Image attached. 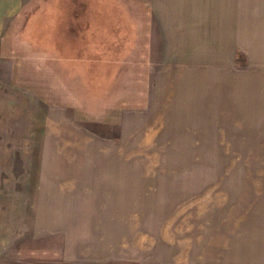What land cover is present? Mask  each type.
<instances>
[{
	"label": "rangeland",
	"instance_id": "374dc122",
	"mask_svg": "<svg viewBox=\"0 0 264 264\" xmlns=\"http://www.w3.org/2000/svg\"><path fill=\"white\" fill-rule=\"evenodd\" d=\"M189 1L2 17L0 264H186L264 208V78Z\"/></svg>",
	"mask_w": 264,
	"mask_h": 264
},
{
	"label": "crops",
	"instance_id": "0c3cea01",
	"mask_svg": "<svg viewBox=\"0 0 264 264\" xmlns=\"http://www.w3.org/2000/svg\"><path fill=\"white\" fill-rule=\"evenodd\" d=\"M188 5L190 8L178 10L175 20H192V25L193 22L200 24L201 20H206V32L208 30L211 34L215 33L212 29L218 26L217 39L227 42V46L232 43L233 49L247 53L250 67H254L257 75L256 79L260 77L262 81L264 0H191ZM183 6L185 7V4ZM12 9H20L18 0H0V20L2 17L6 19L11 16L12 14L8 13H11ZM16 12L18 11L14 14ZM213 22L215 24L212 26ZM203 28L201 25L202 33ZM212 39H215V36ZM205 50L209 51L208 48ZM246 71L247 69L242 72ZM242 213L238 215L237 224L221 227L224 236L222 240H206V254L203 252L205 255L201 257H190L186 264H264V208H249Z\"/></svg>",
	"mask_w": 264,
	"mask_h": 264
}]
</instances>
